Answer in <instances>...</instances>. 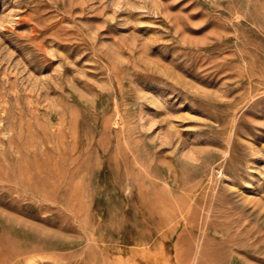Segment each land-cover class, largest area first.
I'll list each match as a JSON object with an SVG mask.
<instances>
[{"label":"rangeland","instance_id":"rangeland-1","mask_svg":"<svg viewBox=\"0 0 264 264\" xmlns=\"http://www.w3.org/2000/svg\"><path fill=\"white\" fill-rule=\"evenodd\" d=\"M0 264H264V0H0Z\"/></svg>","mask_w":264,"mask_h":264},{"label":"bare ground","instance_id":"bare-ground-1","mask_svg":"<svg viewBox=\"0 0 264 264\" xmlns=\"http://www.w3.org/2000/svg\"><path fill=\"white\" fill-rule=\"evenodd\" d=\"M27 144H29V143H27ZM28 147H29V146H28ZM65 147H66V146H65ZM24 164H26V163H24ZM57 167H58V166H57ZM57 169H59V168H57ZM61 172H62V171H61ZM58 173H60V170L58 171ZM63 173H64V172H63ZM63 173H62V174H63ZM62 174H58V175L60 176V175H62ZM58 175H57V176H58ZM59 176H58V177H59ZM36 182L38 183V181H36ZM40 184H41V183H40ZM35 186H36V184H35ZM48 186H49V185H48ZM53 186H54V185L51 186L50 191H51V189H52V190H55V189H56V188L53 189L54 187H56V186H54V187H53ZM30 187H31V185H30ZM52 187H53V188H52ZM31 188H32V187H31ZM31 188H30V189H31ZM33 189H35V188H33ZM33 189H31L30 191H33ZM39 189H40V188H39ZM39 189H37V190L40 191ZM41 190H42V191H40L39 193H42V192L45 191L43 188H42ZM47 192H48V191H47ZM35 193H36V192H35ZM44 193H45V192H44ZM49 194H50V193H49Z\"/></svg>","mask_w":264,"mask_h":264}]
</instances>
